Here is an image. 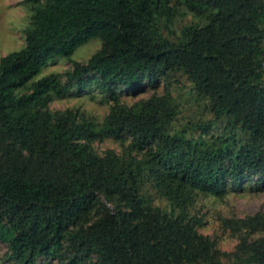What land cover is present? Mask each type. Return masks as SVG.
Listing matches in <instances>:
<instances>
[{
    "label": "trees",
    "instance_id": "obj_1",
    "mask_svg": "<svg viewBox=\"0 0 264 264\" xmlns=\"http://www.w3.org/2000/svg\"><path fill=\"white\" fill-rule=\"evenodd\" d=\"M26 42L0 61V242L17 264H264V212L227 220L226 253L198 230L197 197L222 199L264 180V0H26ZM184 7L200 21L166 37ZM94 38L101 48L64 74L36 77ZM187 75L214 119L174 128L169 89ZM65 77V79H64ZM166 81L121 104L123 88ZM98 91L102 122L50 102ZM224 125L216 136L215 126ZM197 133V135L195 134ZM115 138L122 153L93 144ZM170 203L154 204L148 187ZM255 234H262L253 239ZM54 264V263H48Z\"/></svg>",
    "mask_w": 264,
    "mask_h": 264
},
{
    "label": "rangeland",
    "instance_id": "obj_2",
    "mask_svg": "<svg viewBox=\"0 0 264 264\" xmlns=\"http://www.w3.org/2000/svg\"><path fill=\"white\" fill-rule=\"evenodd\" d=\"M25 1L0 0V61L8 53L19 50L25 45V30L30 24L32 14L31 6ZM196 21H200V19L184 7H180L176 19L169 28H164L163 33L166 37L175 39L186 23ZM101 46L102 40L100 38L91 39L79 46L71 59L60 57L49 63L36 79L53 72L66 73L73 68L74 61H88ZM167 84L180 110L177 120L173 124L174 128L214 119L210 100L198 94L187 75L174 73L168 79ZM167 84L163 80H155L154 82L146 80L136 88H123L120 103L132 105L155 93L162 94ZM114 104L113 101L108 100L98 91L94 93L72 91L64 97L54 98L50 102V107L53 110H79L90 118L102 122ZM223 132L224 125L221 126L220 123L213 129L216 136ZM195 134L197 135V133ZM129 143L130 140L123 142L115 138H107L103 141H96L93 146L99 154H103L109 149L122 153L128 148ZM148 188L153 195L154 204L162 208H170L167 199L160 197L152 187L149 186ZM260 212H264V180H258V177H254V180L245 187L231 190L222 199L199 195L192 210L193 214H197L201 218L198 225L199 232L211 237L216 242L217 248L226 253H232L236 250L241 235L226 221L245 218ZM260 235L262 234H255L252 238L255 239ZM222 259L228 264H235L232 256H224ZM48 263L57 264L56 260L46 258H41L38 262V264ZM0 264H17L10 257L9 248L3 242H0Z\"/></svg>",
    "mask_w": 264,
    "mask_h": 264
},
{
    "label": "built area",
    "instance_id": "obj_3",
    "mask_svg": "<svg viewBox=\"0 0 264 264\" xmlns=\"http://www.w3.org/2000/svg\"><path fill=\"white\" fill-rule=\"evenodd\" d=\"M263 68H264V62H263Z\"/></svg>",
    "mask_w": 264,
    "mask_h": 264
}]
</instances>
